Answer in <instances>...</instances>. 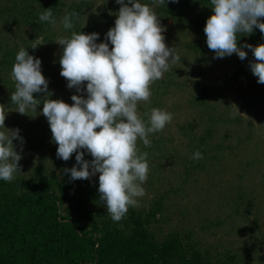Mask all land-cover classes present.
<instances>
[{"label": "rangeland", "instance_id": "1", "mask_svg": "<svg viewBox=\"0 0 264 264\" xmlns=\"http://www.w3.org/2000/svg\"><path fill=\"white\" fill-rule=\"evenodd\" d=\"M73 1L79 0H61L63 4L53 7L57 25L52 27L38 22L39 13L50 7L49 0H15L16 4L0 0V113L5 114V127L18 128L24 138L22 152L19 142L13 141L21 154V172L16 175H29L39 167L52 170L58 179L70 183L69 198L62 209L73 206L75 195L86 199L84 191L89 199L80 205L100 218L96 210L109 215L99 199V174L71 180L70 173L63 170L75 164V153L68 161L57 158L48 121L39 114L42 105L37 111L29 109L20 114L10 100L14 91L11 69L21 48H28L30 55L41 59L42 74L52 92L50 99L71 104L73 94H83L69 89L60 75L62 46L55 41L81 31L99 33L97 43L104 42L120 5L115 0H84L87 5L69 31L60 19ZM142 2L151 4V0ZM153 7L165 28L166 45L176 47L180 60L150 85V102L138 103V113L144 119L152 108L172 113L173 119L162 131L149 135V147L137 142L140 151L148 153L149 171L142 184L145 195L138 198L136 207L148 206L162 195L164 208L153 225L157 238L175 231L213 262L264 264V84L257 83L244 64L250 65L254 57L245 49L248 55L243 62L236 54L214 58L190 20L191 6H177L183 8L181 18L159 14V5ZM34 42L42 45L32 49ZM238 43L251 44L245 36ZM258 44H264V39L252 45ZM212 114L216 119L208 144L214 147V158L197 165L192 159L195 140L192 142L190 135L202 132L204 115ZM184 128L191 134H185ZM85 159L92 157L86 155Z\"/></svg>", "mask_w": 264, "mask_h": 264}, {"label": "clouds", "instance_id": "2", "mask_svg": "<svg viewBox=\"0 0 264 264\" xmlns=\"http://www.w3.org/2000/svg\"><path fill=\"white\" fill-rule=\"evenodd\" d=\"M115 3L120 7L104 42L97 43L99 33L81 31L55 41L62 46L60 75L69 89L83 94H73L71 104L50 99L52 92L42 74L41 59L30 55L28 48H21L11 69L14 91L10 100L20 114L29 109L37 111L42 105L39 114L48 121L57 158L68 161L75 153V164L64 173H70L73 181L99 174V199L112 221L119 222L145 195L142 184L148 177V153L140 151L138 140L149 147V135L162 131L173 119L172 113L159 108L145 113L144 119L138 113V103L150 102V85L162 79L180 57L175 46L166 45L165 28L153 7L167 5L169 0ZM209 4L212 14L206 19L204 33L214 58L236 54L243 61L248 55L245 49H249L254 57L251 73L257 83L264 84V44L238 43L241 36L253 34L255 29L264 36V21L260 19L264 17V0H209ZM77 15L66 12L60 24L72 30ZM38 22L55 27L52 8L39 13ZM38 45L42 44L34 42L30 47L36 49ZM4 120L5 114L0 113V128L6 129L0 130V180L11 182L20 171L21 160L13 141L19 142L22 152L24 138L18 128H6ZM86 155L92 159H85ZM202 158L200 151L192 155L193 160Z\"/></svg>", "mask_w": 264, "mask_h": 264}, {"label": "trees", "instance_id": "3", "mask_svg": "<svg viewBox=\"0 0 264 264\" xmlns=\"http://www.w3.org/2000/svg\"><path fill=\"white\" fill-rule=\"evenodd\" d=\"M59 2L63 4L61 0H49V8ZM180 4L192 7L190 20L205 41L204 26L212 14L209 0H169L167 5H159L158 12L181 18L183 8L177 7ZM86 5L84 0L73 1L69 12H76L78 17ZM260 19L264 21V17ZM245 38L256 44L264 36L255 29ZM204 119L202 132L190 135V140H195L192 152L202 153L203 158L196 160L201 166L206 159L214 158V147L208 143L216 118L212 114L204 115ZM184 133L191 134L186 128ZM69 185L43 167L29 175H15L11 182L0 180V264H232L226 260L213 262L175 231L157 238L153 225L164 208L162 195L148 206H130L121 221L113 222L101 210L95 211L98 218L91 209L80 205L89 199L84 191L86 199L75 195L73 206L64 211Z\"/></svg>", "mask_w": 264, "mask_h": 264}]
</instances>
